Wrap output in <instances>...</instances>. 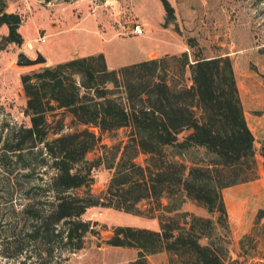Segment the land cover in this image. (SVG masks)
<instances>
[{
	"label": "trees",
	"instance_id": "obj_1",
	"mask_svg": "<svg viewBox=\"0 0 264 264\" xmlns=\"http://www.w3.org/2000/svg\"><path fill=\"white\" fill-rule=\"evenodd\" d=\"M161 2L168 22L174 17L173 6L168 0ZM17 21L16 14L0 8V23H6L7 37L15 42L20 41ZM187 43L194 46L196 41L189 37ZM192 55L184 50L180 55L148 57L109 68L100 51L20 74L25 97L22 111L28 122H0V164H8L13 157L23 160L26 174L35 167L40 169L39 177L47 173L42 185L29 187V192L41 189L43 197H28L23 207L30 218L28 234L39 240L47 254L55 248L74 251L83 246L87 232H97L80 217L89 206L98 202L136 212L137 203L147 199L150 208L170 215L160 216L157 230L131 225L114 228L109 244L137 249V257L128 264H147V255L160 250L187 254L194 264H236L223 258L212 230L217 225L228 228L223 188L257 174L254 135L229 55L205 56L197 51ZM186 67L190 84L174 78L183 77ZM56 109L67 112L81 127L47 139V115ZM120 127L129 128L127 140L122 145H102L110 159H83L103 132ZM140 153L146 155L143 163L135 161ZM100 163L114 168L103 200L99 202L100 197L89 191L73 192L83 185L89 189L90 170ZM186 199L216 214V219L180 210ZM10 234L2 254H8V243L17 253L21 250L16 233ZM203 238L208 241L202 242ZM11 264L28 263L19 259Z\"/></svg>",
	"mask_w": 264,
	"mask_h": 264
},
{
	"label": "rangeland",
	"instance_id": "obj_2",
	"mask_svg": "<svg viewBox=\"0 0 264 264\" xmlns=\"http://www.w3.org/2000/svg\"><path fill=\"white\" fill-rule=\"evenodd\" d=\"M168 1L173 6L174 17L167 22L161 0H0L2 11L17 15L16 31L20 36L19 42L10 40L6 23H0V122H28L27 115L22 111L25 97L19 76L23 72L100 51L108 67L116 68L140 60L146 53L150 58L170 57L186 50L190 58H193L195 51L205 56L227 54L239 85L246 87L251 82L256 89L263 87V94L262 91L256 93L253 90L245 98L246 120L252 126L256 114L263 110L260 108L262 102L257 99H264V0ZM131 23H139L142 34L130 32L128 26ZM189 37H194V46L187 43ZM38 52L45 57L44 61L16 63L18 53L35 57ZM177 75L174 76L176 80L191 83L188 67L183 77ZM47 122V139L81 127L61 109L50 112ZM58 124L59 129H56ZM92 130L95 131V127ZM128 131V127H120L103 132L100 141L84 154L83 159H110V154L102 145H122L127 140ZM263 144L264 135L255 132L257 174L250 180L223 188L228 228L225 230L217 225L212 230V240L223 250V258L236 264H264V216H258L259 213L264 214ZM145 156L140 153L135 161L143 163ZM10 159L8 164H0V250L4 241L11 240V231L16 233V242L21 250L17 253L13 244L8 243V254L0 252V264H11L19 259H25L28 264H65L67 261V264H100L110 260H118V264H121L126 250L113 247L98 252L100 250L97 248L100 244H109L108 239L114 233V228L131 225L157 230L160 216L170 215L150 208L147 199L137 203L136 212L97 202L80 215L82 219L89 220L97 232H87L83 237V246L74 251L55 248L49 255L39 240L28 234L30 218L23 210L28 197H37L38 200L43 197L41 189L29 192V187L42 185L47 173L40 178L37 175L40 169L35 167L26 174L28 168L22 165L23 160ZM113 170L104 163L93 166L89 175V189L83 185L72 191L79 195L89 191L100 197L99 202L102 201ZM180 210L216 219V214H209L192 199H186ZM206 241L207 238L202 239V242ZM12 252L16 254L8 256ZM148 255L155 264L195 263L187 254L175 255L166 250ZM147 264H152L149 258Z\"/></svg>",
	"mask_w": 264,
	"mask_h": 264
},
{
	"label": "crops",
	"instance_id": "obj_3",
	"mask_svg": "<svg viewBox=\"0 0 264 264\" xmlns=\"http://www.w3.org/2000/svg\"><path fill=\"white\" fill-rule=\"evenodd\" d=\"M145 58H148L147 53L140 60L145 59ZM137 61H139V60H137ZM237 86H238V89H239V95H240V98H241V102L243 104L244 114H245V117H246L245 98L248 95L252 94L251 91H253V90H255L256 93H257V91H262L263 87H257V89H256L255 87H253L251 82L248 83L246 87L245 86H241L238 83H237ZM261 94H263V91H262ZM257 100H259V102H262V104L260 105V108L263 109V110H262L261 113H257L256 114V117L253 120V125L252 126L248 122L247 123H248V125H249V127H250V129H251V131L253 132L254 135H255V132L256 133H260L261 132L264 135V99H262V97H261V98H258ZM227 187H229V186H227ZM113 247L124 249L127 252L126 256H124L122 258L121 264H128L129 261L134 260L137 257V249L135 247L110 245V244H108V245L100 244V245L97 246L98 250H100L98 252H104L107 249L113 248ZM78 251H80V250H78ZM73 254H76V253H73ZM102 255H104V253ZM147 258H149V261H151L152 264H155V262L153 260H151L150 255H147ZM68 262L69 261H67L65 264H67ZM100 264H118V260H110V262L104 261V262H101Z\"/></svg>",
	"mask_w": 264,
	"mask_h": 264
},
{
	"label": "water",
	"instance_id": "obj_4",
	"mask_svg": "<svg viewBox=\"0 0 264 264\" xmlns=\"http://www.w3.org/2000/svg\"><path fill=\"white\" fill-rule=\"evenodd\" d=\"M44 60H45V57L42 56L39 52L36 54L35 57H28L24 53H18L16 56L17 64H30V63L40 62Z\"/></svg>",
	"mask_w": 264,
	"mask_h": 264
},
{
	"label": "built area",
	"instance_id": "obj_5",
	"mask_svg": "<svg viewBox=\"0 0 264 264\" xmlns=\"http://www.w3.org/2000/svg\"><path fill=\"white\" fill-rule=\"evenodd\" d=\"M108 2H111L112 0H106ZM128 30L136 35L138 34H142V27L139 23H131L129 26H128Z\"/></svg>",
	"mask_w": 264,
	"mask_h": 264
}]
</instances>
